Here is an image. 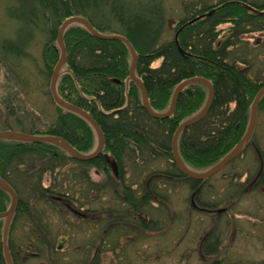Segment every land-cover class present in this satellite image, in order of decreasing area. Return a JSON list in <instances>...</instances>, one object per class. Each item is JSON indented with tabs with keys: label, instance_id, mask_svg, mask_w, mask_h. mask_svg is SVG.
<instances>
[{
	"label": "trees",
	"instance_id": "obj_1",
	"mask_svg": "<svg viewBox=\"0 0 264 264\" xmlns=\"http://www.w3.org/2000/svg\"><path fill=\"white\" fill-rule=\"evenodd\" d=\"M1 1L6 5V16L17 24V35L15 41L4 40L0 45V63L8 66L7 59L26 57L23 46L33 38L35 31H41L46 38L42 60L48 85L60 56L57 33L61 23L70 17L84 18L99 33L119 35L130 42L138 57L135 76L143 84L149 106L155 113L168 110L172 93L181 82L192 78L209 81L214 89L209 112L198 123L182 131L177 141L178 153L188 169L199 172L213 167L246 132L250 107L264 81L253 80L247 72L239 70L236 62L246 65L248 61L233 50L241 36L264 32V0L258 3L257 0H221L215 5L204 0L185 1L183 17L174 26V36L165 42L161 40L167 18L160 0ZM224 24L230 27L222 36V30L217 28ZM63 42L66 62L56 83L57 95L93 118L102 131L104 148L97 158L80 162L50 144L0 140V178L18 197L8 235L9 252L14 254L22 248L12 241L17 222L30 220L36 223L35 227L41 233L39 242L44 245L43 240L47 237L43 228L47 226H42V221L46 218L47 207L54 209V205L62 204L69 211L74 203L76 216L83 220L86 214L77 209L96 212L89 194L103 199L110 193L114 197L110 208L115 214L109 218L97 216L95 229L89 234V244L95 246L93 253L90 247L89 264H99L103 250L115 249L120 237L139 236L141 231L153 232L160 224V220L150 218L148 211L152 203L162 207L160 201L144 188L139 193L126 181L124 166L128 155L148 151L152 158L158 150L177 171L163 180L185 178L194 189L207 180L193 181L180 174L171 154V140L176 128L201 111L207 89L199 84L187 86L178 97L171 117L156 120L143 109L137 86L131 81L126 82L131 57L122 42L95 39L79 24H72L64 31ZM157 61H161L160 65L153 68L152 64ZM7 68L12 75V70ZM47 96L56 108L54 121L46 123V129L39 132L33 124L25 129L22 121L15 119L18 131L58 137L82 154L92 153L97 144L92 127L81 117L57 107L49 90ZM258 112H264V95L259 101ZM69 164L80 167L78 175L72 173L76 177V188L79 187L77 196L76 191L68 193L71 190L65 189L61 182L56 186L43 185L45 175L55 177ZM89 169L102 176V185L90 179ZM62 178L65 180L63 175ZM257 185L264 188L263 172ZM9 204V195L0 191V214ZM40 215H44L43 220ZM219 244L218 236L209 234L201 245V254H216ZM2 252L0 244V264H6ZM34 254L40 253L34 251ZM49 264H59V260L52 258ZM210 264H221V261Z\"/></svg>",
	"mask_w": 264,
	"mask_h": 264
},
{
	"label": "rangeland",
	"instance_id": "obj_2",
	"mask_svg": "<svg viewBox=\"0 0 264 264\" xmlns=\"http://www.w3.org/2000/svg\"><path fill=\"white\" fill-rule=\"evenodd\" d=\"M160 1L167 18L161 40L165 42L173 38L174 26L183 17L182 7L188 0ZM204 1L215 5L221 0ZM5 8V3L0 0V45L4 40L15 41L17 35V24L6 16ZM229 27V24H224L217 30H222L223 36L227 34ZM45 42L44 33L35 31L33 38L23 46L26 57L19 60L11 57L6 61L8 66L0 63V131L19 132L15 119L21 120L25 129L33 124L39 132L46 129V123L54 121L56 108L47 96L49 85L42 60ZM233 51L248 61L246 65L236 62L239 70L247 72L253 80L264 81V32L241 36ZM160 63L161 61H157L152 67H158ZM7 67L12 70V75ZM151 126L155 128V125ZM256 149L264 160V112L257 113L252 145L236 161L221 173L208 178L198 189H194L193 184L185 178L178 181L163 180L171 177L169 174H177V171L158 150V154L152 158L148 151L128 155L124 166L126 181L133 184L132 188L139 193L144 188L160 201L162 207L152 203L148 209L150 218L160 220V224L153 232L141 231L139 236L131 234L120 237L115 249L103 250L98 263L210 264L221 261V264H264V188L254 183L255 175L261 167ZM262 162L261 172L264 173V161ZM78 170L80 167L69 164L55 177L45 175L43 185L56 186L61 182L65 189L71 190L68 193L76 191L77 196L79 192L76 189L79 187L76 188V177L72 173L78 175ZM88 176L93 182L102 185V176L95 170L89 169ZM89 198L93 200L91 204L96 212L88 213L85 209H77L86 214L83 220L62 204L54 205V209L46 208V218L40 215L44 219L42 226H47L43 228L47 237L43 236L46 238L43 240L44 245L39 242L41 233L35 227L36 223L30 220L17 222L12 241L22 246L27 253L23 264H49L52 258L59 260V264H89L90 247L93 248L92 253L95 250L94 243L92 246L89 244V234L95 229L97 216L109 218L115 214L110 208L114 202L110 193L105 194L103 199L91 193ZM72 205L76 210L75 204ZM196 207L214 212L198 211ZM221 209L225 211L218 215L216 211ZM0 224L2 226V222ZM209 234L218 236L220 244L216 254L203 256L201 245ZM34 251L40 254L37 256Z\"/></svg>",
	"mask_w": 264,
	"mask_h": 264
},
{
	"label": "water",
	"instance_id": "obj_3",
	"mask_svg": "<svg viewBox=\"0 0 264 264\" xmlns=\"http://www.w3.org/2000/svg\"><path fill=\"white\" fill-rule=\"evenodd\" d=\"M72 24H79L83 26L90 33V35L95 39L103 40V41H120L127 47L130 57H131V63L128 69L129 77L126 80V82L132 81L137 86V88L140 91V95H141L142 107L145 110V112L153 119L164 120V119L170 118L171 115L174 113L178 97L180 96L183 89L186 88L187 86L192 85V84H199V85L204 86L207 89V99L201 111L198 112L193 117L183 121L176 128L172 136L171 154H172L173 163L175 164L176 168L182 175H184L186 178L191 179L193 181L205 180L217 174L230 161H232L233 159H235L237 156L240 155L242 149L249 142L253 134L255 124H256L259 101L261 97L264 95V85L258 91V93L256 94L252 102V105L250 107L248 126H247L244 136L241 138L239 143L209 170L202 172V173L193 172L190 169H188L184 165L183 161L181 160L180 155L177 150V141L182 131L198 123L209 112L213 104V99H214V89H213L212 84L203 78H192V79H188V80L181 82L180 84L176 86V88L174 89L172 93L168 110L165 113H155L149 106L147 93H146V90L143 84L135 76V68L137 65L138 57H137V54L134 48L130 44V42L126 38L119 36V35H108V34L99 33L90 25V23L86 19L81 18V17H70L66 19L65 21H63L60 25V28L58 30L57 37H56V43L60 51V56L50 76L49 94L51 96L52 101L57 107L61 108L65 112H70V113H73L81 117L92 127V129L95 132L96 138H97V145H96L95 150L90 154H82L78 152L77 150H75L68 142H66L65 140L61 138L48 136V135L36 136V135L26 134L23 132H14V131H0V140L30 143V144H41V143L50 144V145L59 147L71 159L75 161H80V162L91 161L97 158L102 153L103 148H104V137H103L102 131L100 127L98 126V124L93 120V118L88 113L62 100L57 95V92H56V83L59 77V73H60L61 68L66 62V49L63 43V34H64V31ZM113 167H114V171L116 172V166L114 165ZM0 191L8 194L10 197L9 207L5 212L0 214V220H3V229H2L3 255L6 260V263L12 264L8 248L6 246V240H7L9 225L17 209L18 197L14 189L1 178H0Z\"/></svg>",
	"mask_w": 264,
	"mask_h": 264
},
{
	"label": "flooded vegetation",
	"instance_id": "obj_4",
	"mask_svg": "<svg viewBox=\"0 0 264 264\" xmlns=\"http://www.w3.org/2000/svg\"><path fill=\"white\" fill-rule=\"evenodd\" d=\"M255 129V128H254ZM254 132V131H253ZM253 136V134H252ZM252 136L249 140V142L246 144V146L242 149L241 153L239 156H237L235 159H233L232 161H230L221 171H219L218 173H221L224 169H226L232 162L236 161L241 155L242 153L247 149L249 148L251 145H252ZM256 151V154L259 155V161H261V167H260V170L259 172L255 175V178H254V183L256 185L257 181H258V177H260L261 175V169L263 167V158L260 156V152L258 149L255 150ZM188 179V178H187ZM195 194H196V191H195ZM196 209L198 211H203V212H210L213 214L214 211L212 210H208L206 208H199V207H196ZM225 209H221V210H217L216 213L219 215L221 213H224ZM69 212L73 213L75 216H76V210H74L73 208H70ZM1 230L3 229V221H2V226H1ZM10 230V228H9ZM9 230H8V234H7V240H6V243H7V248H8V251H9V239H8V235H9ZM0 244H1V247H2V251H3V246H2V243H1V238H0ZM3 254V252H2ZM10 254V259H11V263L13 264H23L24 263V260L26 259L25 256H27L26 254V251L22 248L19 247V251H16L14 254ZM38 256V254H36ZM4 257V255H3ZM4 262H5V259H4ZM6 263V262H5Z\"/></svg>",
	"mask_w": 264,
	"mask_h": 264
}]
</instances>
